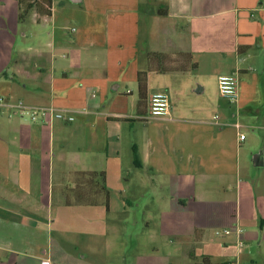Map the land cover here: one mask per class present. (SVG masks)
Returning <instances> with one entry per match:
<instances>
[{"label":"crops","instance_id":"crops-1","mask_svg":"<svg viewBox=\"0 0 264 264\" xmlns=\"http://www.w3.org/2000/svg\"><path fill=\"white\" fill-rule=\"evenodd\" d=\"M22 10L0 0V264H264V0ZM179 54L197 69L150 71L138 108V73ZM230 75L234 101L219 90ZM157 93L170 97L164 116L150 113ZM18 102L76 120L32 122ZM137 209L153 246L135 255Z\"/></svg>","mask_w":264,"mask_h":264},{"label":"built area","instance_id":"built-area-1","mask_svg":"<svg viewBox=\"0 0 264 264\" xmlns=\"http://www.w3.org/2000/svg\"><path fill=\"white\" fill-rule=\"evenodd\" d=\"M219 90L222 96L229 98L234 101L238 93V78L236 75L222 76L219 79ZM95 96V95H93ZM4 102V99H0V103ZM171 107L170 97L165 93L154 94L150 101V113L153 116H164L169 113ZM18 113L21 116L28 117L32 122H41L44 124H51L53 121H65L74 122L76 116L66 112L65 110H60L54 107L49 108H35L26 106L23 102H18L15 105ZM240 128V125H236ZM245 136L240 135V140H244ZM234 232L233 229L216 230L217 236L231 235ZM237 235L240 237L242 231L240 229L236 230ZM244 242L239 239V247L242 248ZM43 264H50L48 261H44Z\"/></svg>","mask_w":264,"mask_h":264},{"label":"trees","instance_id":"trees-1","mask_svg":"<svg viewBox=\"0 0 264 264\" xmlns=\"http://www.w3.org/2000/svg\"><path fill=\"white\" fill-rule=\"evenodd\" d=\"M19 4H22L23 10L20 13V20L24 21L28 14L34 10L36 15L40 18L50 17L51 15V0H18ZM24 5V7H23ZM158 15L166 16L168 11L158 10L156 12ZM148 57L152 60L171 58L170 55L167 54H159V53H151L148 54ZM172 59V58H171ZM167 63V62H166ZM160 64V63H159ZM197 69V63L193 62L190 54H179L175 63L167 66H157L156 69H148L146 71H140L138 73V108H141L148 99V75L152 70H156L160 73L166 72H176V73H184L188 71H193ZM102 187L106 193V197L108 198V191L105 187L104 177L102 180Z\"/></svg>","mask_w":264,"mask_h":264},{"label":"rangeland","instance_id":"rangeland-1","mask_svg":"<svg viewBox=\"0 0 264 264\" xmlns=\"http://www.w3.org/2000/svg\"><path fill=\"white\" fill-rule=\"evenodd\" d=\"M257 169L254 167V170ZM253 170V171H254ZM130 215H131V219L135 222H139L140 225H142V228L140 227H136L132 233H130L129 239L126 240V247L128 250H133L135 248V255H138L137 252H139V254H146L149 251V248H152L153 244H152V238H151V232H149V230L145 227V220L147 217L150 216L149 212L143 210V209H137L134 213L130 214L127 213V216L130 219ZM128 217H126L125 219H127ZM121 220H124V218H122ZM138 223H136L135 226H137ZM167 250L166 251H162L161 255H172V250H170L169 246L166 247Z\"/></svg>","mask_w":264,"mask_h":264},{"label":"water","instance_id":"water-1","mask_svg":"<svg viewBox=\"0 0 264 264\" xmlns=\"http://www.w3.org/2000/svg\"><path fill=\"white\" fill-rule=\"evenodd\" d=\"M259 158H260V155H258V156L255 157V162H256L257 165L259 164V162H258V159Z\"/></svg>","mask_w":264,"mask_h":264}]
</instances>
